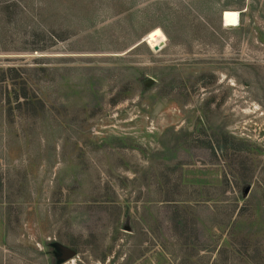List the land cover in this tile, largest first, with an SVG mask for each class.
<instances>
[{
    "label": "rangeland",
    "instance_id": "rangeland-1",
    "mask_svg": "<svg viewBox=\"0 0 264 264\" xmlns=\"http://www.w3.org/2000/svg\"><path fill=\"white\" fill-rule=\"evenodd\" d=\"M0 264H264V0H0Z\"/></svg>",
    "mask_w": 264,
    "mask_h": 264
},
{
    "label": "bare ground",
    "instance_id": "bare-ground-1",
    "mask_svg": "<svg viewBox=\"0 0 264 264\" xmlns=\"http://www.w3.org/2000/svg\"><path fill=\"white\" fill-rule=\"evenodd\" d=\"M222 22L224 26L234 27L240 23V13L238 10L227 9L222 12Z\"/></svg>",
    "mask_w": 264,
    "mask_h": 264
},
{
    "label": "water",
    "instance_id": "water-1",
    "mask_svg": "<svg viewBox=\"0 0 264 264\" xmlns=\"http://www.w3.org/2000/svg\"><path fill=\"white\" fill-rule=\"evenodd\" d=\"M144 41V40H142ZM56 247L59 251H61V253L63 255L69 256L71 254V251L69 249H67L66 247L60 245V244H56Z\"/></svg>",
    "mask_w": 264,
    "mask_h": 264
},
{
    "label": "trees",
    "instance_id": "trees-1",
    "mask_svg": "<svg viewBox=\"0 0 264 264\" xmlns=\"http://www.w3.org/2000/svg\"><path fill=\"white\" fill-rule=\"evenodd\" d=\"M25 99L27 98V97H24ZM25 102H29V100L27 99ZM39 102H41V101H39ZM12 110V108H10V111ZM12 114V113H11ZM176 207V206H175ZM175 211H177V214H178V212H179V208H177L176 207V209H175ZM178 223V225H180V226H184V224L182 223V221L180 220L179 222H177Z\"/></svg>",
    "mask_w": 264,
    "mask_h": 264
}]
</instances>
